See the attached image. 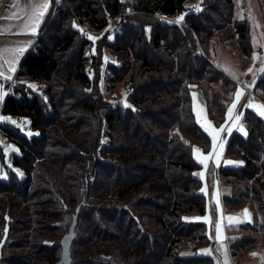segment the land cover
<instances>
[{
	"label": "trees",
	"instance_id": "1",
	"mask_svg": "<svg viewBox=\"0 0 264 264\" xmlns=\"http://www.w3.org/2000/svg\"><path fill=\"white\" fill-rule=\"evenodd\" d=\"M55 2L1 111L30 118L40 135L0 122L20 147L13 166L25 171L14 172L0 143V264H56L84 199L72 264H212L199 250L213 244L207 224L185 220L207 213L194 146L210 152L213 144L193 91L222 126L239 84L209 58L210 44L233 24L250 55V23L235 19L233 0H204L201 10L188 0H62L51 18ZM116 17L106 43L117 54L108 80L127 86L119 100L106 98L97 56L91 76L85 52L92 41L74 27L77 19L101 30ZM23 77L50 85L39 93L19 83ZM256 90L264 100V73ZM243 129L231 136L220 169L232 187L225 202L241 210L250 197L264 240V116L248 109ZM188 240L196 242L194 256L182 253ZM256 241L229 237L234 255Z\"/></svg>",
	"mask_w": 264,
	"mask_h": 264
},
{
	"label": "rangeland",
	"instance_id": "2",
	"mask_svg": "<svg viewBox=\"0 0 264 264\" xmlns=\"http://www.w3.org/2000/svg\"><path fill=\"white\" fill-rule=\"evenodd\" d=\"M56 1L57 3L55 2L56 6L53 9L51 18H54L55 15L58 14L59 11L62 9L60 6L62 0H56ZM203 1L204 0H188L187 6L193 10H198V9L201 10L202 6L200 4ZM233 3L235 7L234 8L235 19L247 21L250 23V32H251L250 42L252 45V51L250 55L245 54L238 40L239 35L236 32V28L233 24H231L223 32H220L219 35L214 40H212L210 44L211 49H210L209 58L213 62H215L220 68L225 70L232 77V79L241 82V91L237 90L234 96H232L233 98H229V99H231V101L234 102L236 100V94L238 92L243 93L244 96L245 95L247 96L246 97L247 103L244 100V96L242 94L241 101L239 104L236 105L235 108V112L237 113V115H239L240 118H242L244 115L245 118L246 111L248 109H252V110L256 109V111L259 114L261 111H264V100L262 99V96L259 95L258 90H256V85L258 83L261 69L264 68V0H233ZM141 13L143 12L140 13L138 12V15H142ZM124 15H126V13ZM117 19L118 17L114 18L113 20H110L108 22V25L101 30L93 28L90 24L84 25L80 23L77 19H75L74 21V27L77 30L81 31L82 34L86 33L88 38L92 37V39H90L92 41V44L87 47L85 52L86 64L91 70H93L91 76L93 77L95 75L94 71L98 70V68L95 66V60H94L95 56H97L98 58L102 59L101 62L102 65L96 74H100V83L104 94L108 99L116 98L117 100H119L122 98L123 89H126L127 86H125L123 83H114L108 80L109 77L111 76V68L109 67L108 63L112 64L113 62H116L114 58L116 57L117 54L106 43V38L108 37L109 33H110L109 35L110 38L112 40L114 39V35L111 29L113 26H116L117 28L118 26ZM171 19L173 18H170L169 20L170 22L176 21L182 23V21L171 20ZM148 29L150 30V28ZM43 32L44 31L42 30L41 33L37 36L36 42H38ZM254 56L256 57V59H253ZM18 80L19 83L21 82L25 84L27 87H29V85L34 86L29 88L33 90H37L39 91V93H45L47 87L50 85L48 81L43 79L33 80L28 77H23ZM17 83H18L17 81H14V85H11L10 90H13ZM249 83H251L252 86L251 88L248 87ZM213 89H217V86L210 85L209 90H213ZM194 91H199V93L206 101V106H207V100L204 94L199 89H196ZM251 98L252 100L249 103V100ZM207 111H208V106H207ZM208 116L211 118L209 111H208ZM0 122L2 123L9 122L11 124V127L19 129L22 134L28 136L29 138L40 135V131L33 128L32 121L28 117L2 114V116L0 117ZM215 125L217 128L223 129L224 131L223 133L225 136H227L228 133H231V129H232L231 124H228L226 127L218 126L216 123ZM216 136H217L215 139L216 146H214L215 149L211 152H205L204 150L202 152L206 155H208L209 153H213L212 157L208 161H206L207 167H204V165L202 166L200 164L201 169L199 170V172H197V175L202 179L203 178L206 179L207 182L210 178V174L212 170L214 174V169L216 168V163H217L216 161H217L219 149L223 144L222 139H220L221 137H223V135H220L218 133V135ZM219 139L220 141H218ZM0 143L4 146L7 164L11 168H13L14 172H16L18 176L24 177L25 171L22 168L14 167L11 160L13 154L20 153V147L16 141H13L7 137L2 132L1 128H0ZM197 146H199V148H202L200 145ZM198 158L199 160H201L202 155H200ZM2 176L5 177L6 175L3 174ZM221 179L224 183L229 185L228 178L222 175ZM214 180L215 179H213L212 182ZM209 186H211L210 181H209ZM213 187L210 188L209 195H206L207 213L204 216H199L195 213H191L185 217V220L188 222L211 221L210 224H207V222L205 223L207 224V231L211 236L209 238L213 244L209 246L200 247L199 248L200 252L204 255L213 257L214 261L212 264H220L221 258L225 264H262V261H264V240L262 234H260L259 232V226L261 225L260 224L261 217L259 215L256 216L254 214L255 211L253 210V206H254L253 201L251 200L250 197H248L246 199L245 207L239 210V213L243 215L247 221L243 220L241 224H237L236 226L231 225L229 227L228 236L224 237L220 235V239H217L216 225H217L218 210H217V205L214 204L215 202H213V200L211 199V193ZM202 192L204 193V191ZM225 198L226 197H224V199ZM226 208L229 211H233V209L229 207L227 204H226ZM245 209H247L249 213V215L247 216L244 215ZM234 213L238 215L237 210H234ZM234 235L241 237L253 236L257 239V241L247 250L239 251L236 255H234L232 253L231 246L229 243V237ZM195 245H196L195 241L188 240L184 244L182 253L186 256H194ZM213 247L218 249L219 250L218 253L223 257L219 258L216 255ZM253 253H255V255H253Z\"/></svg>",
	"mask_w": 264,
	"mask_h": 264
},
{
	"label": "crops",
	"instance_id": "3",
	"mask_svg": "<svg viewBox=\"0 0 264 264\" xmlns=\"http://www.w3.org/2000/svg\"><path fill=\"white\" fill-rule=\"evenodd\" d=\"M43 2L44 0H0V117L2 116L1 111L5 103V100L11 92L10 90L11 86L8 85L9 83H14V81H17V76L21 63L26 57V55L32 50L34 45L37 43L36 42L37 36L42 31L44 23L52 9L54 0H47L49 7L45 11V14L43 18L40 20V22L36 24L35 33H33L32 25L35 23L34 12L36 8H38L39 5L42 4ZM263 73L264 71L260 72L259 78L261 77V75H263ZM237 82L239 84L238 90L241 91V82L239 81ZM248 87L249 88L252 87L251 83H249ZM241 96L238 102L237 99L234 102L232 101L229 109L234 103H236V105L240 103L242 98ZM246 97L247 96L245 95L244 96L245 101H246ZM251 100L252 98L249 100V103L251 102ZM193 106H194V112L196 114V117L200 125L212 138L213 144L211 151L215 149L214 146L216 145H215V141L213 140V135L210 134V132H212V130L214 129L220 135H223V137L220 138L222 139L223 144L219 149V153L216 161L217 162L216 168L214 169L213 179L215 180L213 182L211 181V183H213L214 186L211 193V199L213 200V202H215L214 204L217 205V210H218L217 224L220 225V235L226 237L228 236L229 227L231 225L236 226L237 224H241L243 220L247 221L244 218V216L239 213V210H237L238 212L237 215L234 213V211H229L226 208L224 197H228L232 195V188L222 181L221 179L222 173L220 171L222 165H224L226 161L225 153L228 143L231 139L232 133L239 131L240 125L243 126L244 115L242 118H240L239 122H237L235 120V117L237 116L235 109L232 110L231 118L229 117V109H228L227 119L225 123L222 125V127L223 126L226 127L228 124H231L232 129H231V133H228V135L225 136L223 133L224 131L221 130L220 128H217L213 119H211L208 116L206 101L199 93V91L193 92ZM209 125L211 127H209ZM220 139L218 141H220ZM197 149L199 150V152L196 151ZM202 152H203V148H199V146L197 145L194 146L195 158L203 166L204 164L200 162L198 157L200 155L202 156H207V155ZM202 181H203L202 191H204L205 195H209L210 188H212V185L209 186V180L207 182V180L203 178ZM228 217H235L236 219H234L233 221H229L227 219ZM205 222H207V224H210L211 221L209 222L205 221Z\"/></svg>",
	"mask_w": 264,
	"mask_h": 264
},
{
	"label": "snow or ice",
	"instance_id": "4",
	"mask_svg": "<svg viewBox=\"0 0 264 264\" xmlns=\"http://www.w3.org/2000/svg\"><path fill=\"white\" fill-rule=\"evenodd\" d=\"M48 7H49V4H48L47 0H44V2L42 4H40L38 8H36V10L34 12L35 23L32 25L33 33H35L36 24H38L40 22V20L43 18L44 14H45V11L47 10ZM180 20H183V16L180 17ZM89 39H92V37H89ZM253 59H256V57L254 56ZM250 71H251V69H250ZM261 71H264V69H261ZM29 87H34V86L29 85ZM241 95H242V93H239V92L236 94L237 102L239 101V98H240ZM235 108H236V103H234L231 106V108L229 109V117L230 118L232 116V110L235 109ZM260 115L264 116V111H261ZM235 120L237 122H239V120H240L239 115H237L235 117ZM209 127H211V126L209 125ZM239 128H240V131H242V132L244 131L242 125H240ZM221 130H223V129H221ZM210 134L213 135V140L215 141L216 135H218V132H216V130L213 129L212 132H210ZM245 135H246V133H245ZM196 151L199 152L198 149ZM212 155H213V153H209L207 156H202L200 162L203 163L205 165V167H207L206 161H208L212 157ZM244 215H246V216L249 215L247 209L244 210ZM227 219L229 221H233L236 218L235 217H228ZM216 235H217V239H220V225L219 224L216 225ZM253 255H255V253H253ZM262 264H264V261H262Z\"/></svg>",
	"mask_w": 264,
	"mask_h": 264
},
{
	"label": "water",
	"instance_id": "5",
	"mask_svg": "<svg viewBox=\"0 0 264 264\" xmlns=\"http://www.w3.org/2000/svg\"><path fill=\"white\" fill-rule=\"evenodd\" d=\"M84 202L85 199L78 205L70 229L62 238V257L56 264H72L74 261L72 257V247L76 238V228ZM220 264H225L222 258L220 259Z\"/></svg>",
	"mask_w": 264,
	"mask_h": 264
},
{
	"label": "built area",
	"instance_id": "6",
	"mask_svg": "<svg viewBox=\"0 0 264 264\" xmlns=\"http://www.w3.org/2000/svg\"><path fill=\"white\" fill-rule=\"evenodd\" d=\"M12 85H14V83H12Z\"/></svg>",
	"mask_w": 264,
	"mask_h": 264
}]
</instances>
